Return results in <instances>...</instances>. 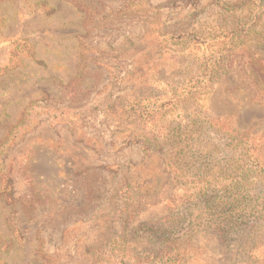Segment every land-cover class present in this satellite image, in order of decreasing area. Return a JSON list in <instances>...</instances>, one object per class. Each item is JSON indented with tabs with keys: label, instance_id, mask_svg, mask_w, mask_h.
Listing matches in <instances>:
<instances>
[{
	"label": "rangeland",
	"instance_id": "rangeland-1",
	"mask_svg": "<svg viewBox=\"0 0 264 264\" xmlns=\"http://www.w3.org/2000/svg\"><path fill=\"white\" fill-rule=\"evenodd\" d=\"M256 150L264 0H0V264H264Z\"/></svg>",
	"mask_w": 264,
	"mask_h": 264
},
{
	"label": "trees",
	"instance_id": "trees-1",
	"mask_svg": "<svg viewBox=\"0 0 264 264\" xmlns=\"http://www.w3.org/2000/svg\"><path fill=\"white\" fill-rule=\"evenodd\" d=\"M244 136H241V138H243ZM257 152H256V154L254 155L255 156V160L257 161V162H259V161H261L262 162V164L264 165V155H259V154H261V153H263L264 151H260V150H256ZM7 185H8V182H7ZM3 194H4V197H5V199L7 200V198L9 197L10 199H11V197H12V194H11V190H9V192L8 191H6V193H5V190L3 191ZM12 200V199H11ZM13 201V200H12Z\"/></svg>",
	"mask_w": 264,
	"mask_h": 264
}]
</instances>
